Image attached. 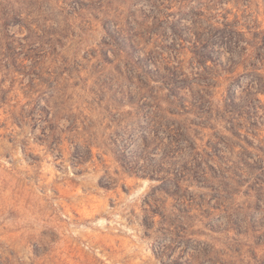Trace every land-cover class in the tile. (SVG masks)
<instances>
[{"label":"rangeland","instance_id":"1","mask_svg":"<svg viewBox=\"0 0 264 264\" xmlns=\"http://www.w3.org/2000/svg\"><path fill=\"white\" fill-rule=\"evenodd\" d=\"M260 77L264 0H0V264H264Z\"/></svg>","mask_w":264,"mask_h":264},{"label":"trees","instance_id":"2","mask_svg":"<svg viewBox=\"0 0 264 264\" xmlns=\"http://www.w3.org/2000/svg\"><path fill=\"white\" fill-rule=\"evenodd\" d=\"M247 5H248V1H247V4H246V8H248ZM235 19H234V21L229 22L227 17L224 18V22H218L221 27L220 26L215 27L214 31L218 32L220 34V36H222L223 34L228 32V34L232 33V34L236 35L238 38L243 39L242 32H240L238 30V25H237L238 21H236ZM197 44L193 43V47L195 49H198V45ZM198 63L200 64V66L203 67V70L206 71V69L208 68V66H206V63L203 62V60L202 61H198ZM252 89H253L252 91L248 90V92L246 94L247 99H243L242 102H244L246 104L247 108L249 107V109H250L249 115L258 116L260 111L263 112V108L259 107L258 104L260 103V100L256 99L255 95L264 93V78L260 77L259 86L255 87V88H252ZM226 103H227V107L228 108H230L232 110H235V108H239L240 110H236V111H238V113H242V114H245V115L248 114L247 112H245V110H243V109H241L239 107V105L236 103V98L235 97L232 98V99L229 98V100L226 101ZM146 143L148 144V141H146Z\"/></svg>","mask_w":264,"mask_h":264}]
</instances>
